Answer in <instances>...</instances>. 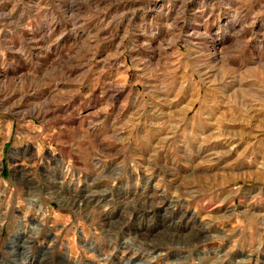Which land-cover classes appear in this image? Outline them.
Here are the masks:
<instances>
[{"label": "rangeland", "instance_id": "obj_1", "mask_svg": "<svg viewBox=\"0 0 264 264\" xmlns=\"http://www.w3.org/2000/svg\"><path fill=\"white\" fill-rule=\"evenodd\" d=\"M0 264H264V0H0Z\"/></svg>", "mask_w": 264, "mask_h": 264}, {"label": "bare ground", "instance_id": "obj_2", "mask_svg": "<svg viewBox=\"0 0 264 264\" xmlns=\"http://www.w3.org/2000/svg\"><path fill=\"white\" fill-rule=\"evenodd\" d=\"M34 226H35V225H34ZM34 226H33V227H34Z\"/></svg>", "mask_w": 264, "mask_h": 264}]
</instances>
